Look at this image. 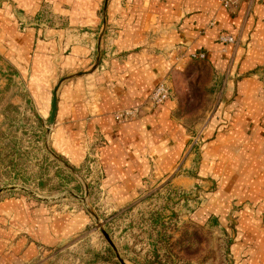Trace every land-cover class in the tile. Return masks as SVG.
<instances>
[{
  "label": "crops",
  "instance_id": "1",
  "mask_svg": "<svg viewBox=\"0 0 264 264\" xmlns=\"http://www.w3.org/2000/svg\"><path fill=\"white\" fill-rule=\"evenodd\" d=\"M220 1L146 0L143 4L132 0L135 8L129 13L122 0L108 3L125 6L119 15L110 10L107 14L108 22H116L119 28L114 51L108 53L107 69L60 89L54 136L58 146L67 150L79 149L84 140L89 144L97 138L102 140L98 156L106 174L104 181L119 204L153 180L194 182L185 175L181 180L173 176L181 168L188 169L191 158L190 137L182 123L191 113L182 112V96L188 82L195 78L183 75L197 62L189 55L204 54L201 62L213 77L208 85L215 87L216 100L224 96L232 99V123H215L223 112L219 103L215 121L203 127L204 151L198 172L203 200L198 214L205 223L215 217L218 228L226 229L228 234L232 230L230 258L235 264H264V0H240L229 11L221 7ZM41 2L0 0V38L20 60L26 62L28 58L31 65L34 63L38 76L44 75L38 66L56 55V46L58 71L87 66L91 58L82 48L73 47L71 55H64L63 30L27 28L23 34L17 32L10 5L35 16ZM48 2L67 15L68 10L59 7L63 2ZM68 14L74 22L81 13ZM81 17L96 19L94 12ZM222 37L233 41L224 43ZM198 81L199 86L206 87L203 78ZM162 83L172 89L170 99L150 111L144 109L148 96ZM46 89L42 94L44 113L49 107ZM88 89L95 98V113L86 104ZM134 107L140 108V115L133 121L118 123L113 117L117 111ZM8 209L18 212L14 207ZM28 216L26 221L14 217L16 229L25 230L27 235L8 242L0 255L17 256L12 251L19 244L28 260L36 254L34 242L29 240L49 238V232L58 236L60 231L77 228L82 221L77 222L78 216L70 220L67 216L59 224L58 216L49 217L43 209L30 206ZM3 261L13 264L2 256L0 264Z\"/></svg>",
  "mask_w": 264,
  "mask_h": 264
},
{
  "label": "rangeland",
  "instance_id": "2",
  "mask_svg": "<svg viewBox=\"0 0 264 264\" xmlns=\"http://www.w3.org/2000/svg\"><path fill=\"white\" fill-rule=\"evenodd\" d=\"M59 1L63 2L59 7L68 10L67 15L59 13L48 0H42L35 16L11 4L16 30L21 34L27 28L63 30L64 55H71L73 47L82 48L84 55L91 58L87 66L58 71L56 46L53 54L56 55L38 66L47 79L44 75L38 76L34 63L31 65L28 58L26 62L20 60L0 38V239H3L0 250L8 242L27 235L25 230L16 229L14 217L26 221L29 206L43 209L49 217L58 216L59 224L67 216L69 220L78 216L77 222L82 221L77 228L65 229L66 233L60 231L58 236L49 232V238L29 240L34 242L36 254L28 260L24 247L19 244L12 251L17 256L0 255V258H10L13 264H235L230 258L232 230L228 234L226 229L218 228L213 221L215 217L205 223L198 214L203 200L198 181L204 151L202 130L209 121H215L219 103L223 112L215 123L231 125L232 99L224 96L221 101L216 100L215 87L208 85L213 78L210 70L202 60L190 59L197 62L183 76L194 77L195 81L188 82L186 94L182 96V112L191 113L182 122L190 137V166L181 168L173 177L181 180L185 175L195 181L153 180L119 204L104 181L106 174L98 156L102 140L97 138L91 144L84 140L79 149L67 150L56 143L55 118L49 125V117L56 88L58 96L60 89L71 82L107 69L108 53L114 51L119 30L116 22H108V11L119 15L126 5L128 13L134 12L135 4L132 0H122L125 5L120 6V11L118 3L110 8L108 3L114 0ZM87 12L95 13V22L81 20ZM68 13L81 14L71 22ZM44 78L46 82H42ZM200 78L205 80L206 87L198 85ZM163 84L168 88L169 100L172 89L168 83ZM44 88H47L49 106L45 113L41 109ZM87 93L91 91L88 89ZM89 94H86V104L95 113V98ZM151 94L143 105L149 111L157 106ZM124 112L132 114L118 120L116 116ZM139 115L140 108L134 107L117 111L113 117L122 123L133 121ZM10 207L18 212L15 214Z\"/></svg>",
  "mask_w": 264,
  "mask_h": 264
},
{
  "label": "built area",
  "instance_id": "3",
  "mask_svg": "<svg viewBox=\"0 0 264 264\" xmlns=\"http://www.w3.org/2000/svg\"><path fill=\"white\" fill-rule=\"evenodd\" d=\"M240 0H221L220 5L224 10H233L236 8L237 4L239 3ZM221 41L224 43H231L233 39L231 37H222ZM189 58L191 60H204L205 55L201 53H191L189 55ZM169 93H168V88L162 83L159 84L152 92L151 94V99L152 101L156 104H162L168 99ZM132 112H124L120 113L116 116V118L119 120L121 118H127L130 116Z\"/></svg>",
  "mask_w": 264,
  "mask_h": 264
},
{
  "label": "water",
  "instance_id": "4",
  "mask_svg": "<svg viewBox=\"0 0 264 264\" xmlns=\"http://www.w3.org/2000/svg\"><path fill=\"white\" fill-rule=\"evenodd\" d=\"M56 90H57V88L52 93V102H51V112H50V117H49V125L53 124L54 118H55L56 106H57ZM105 236H106L108 242L110 243L108 236L107 235H105Z\"/></svg>",
  "mask_w": 264,
  "mask_h": 264
}]
</instances>
